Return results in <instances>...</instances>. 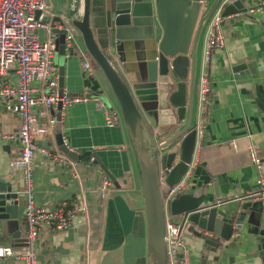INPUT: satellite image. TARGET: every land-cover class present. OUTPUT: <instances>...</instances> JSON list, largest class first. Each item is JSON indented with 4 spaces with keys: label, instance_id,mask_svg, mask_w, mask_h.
<instances>
[{
    "label": "crops",
    "instance_id": "crops-1",
    "mask_svg": "<svg viewBox=\"0 0 264 264\" xmlns=\"http://www.w3.org/2000/svg\"><path fill=\"white\" fill-rule=\"evenodd\" d=\"M71 2L50 0L49 6L59 15L73 7ZM109 6L110 0H92L91 27L101 49L122 76L130 81L136 77L138 64L146 54L142 52L141 41L136 44L126 41L123 46L121 41L111 36ZM258 15L256 18L235 15L225 20L224 47L212 51L207 65L210 93L200 117L198 98L195 104L193 123L196 125L201 118L205 128L197 140L188 172L190 176L184 179V192L199 195L207 188V202H221L220 209L224 210L229 209L232 203L235 204L233 207L246 202L254 204L243 230L233 235V238L238 236L239 240L223 242L218 252L210 253L207 264L260 262L254 250L257 235L264 232V209L260 201L251 199L258 190L259 173L251 163L247 149L251 144L257 145L264 163V16ZM75 36L80 46L77 53L86 52L80 34L76 32ZM199 56L201 66L197 96L203 65L202 45ZM64 57L63 61L59 59V67H65L63 89L71 95L87 96L90 99L63 109L61 123L64 144L78 155L92 152L97 157H87L81 164L74 161L75 167L64 164L63 158L69 157L59 150L54 130L39 142L43 150L38 151L34 159V199L39 206L58 209L64 203L73 207L83 197L87 200L92 198L96 182L86 176L84 169L96 166L100 168L96 171L100 179H110L111 194L103 199L98 239L93 238L88 212L79 213L66 231H41L34 247L37 262L151 264L139 157L118 102L96 65L92 71L85 73L78 60L70 57L69 50ZM238 66L243 67L239 69ZM7 80L17 82L14 69L9 72ZM94 98H101L112 110L119 112V124L115 127L106 125L104 113ZM176 112L172 106L162 104L157 109L153 107L144 112L148 141L151 140L154 147L169 141L187 124L188 112L181 123ZM21 126V119L0 102V131L12 135ZM179 143L180 140L171 147ZM234 144L237 145L236 149ZM20 149L18 142L0 139V190L7 188L13 193L23 192V173L11 166V162L20 157ZM23 202L25 198L21 201L19 218L12 223L9 236L3 242L0 241V246L12 247L15 252L24 247L17 236L25 238L27 230ZM186 245L190 251V263L201 264L202 242L193 232L187 234ZM0 264L27 263L8 258L4 262L0 261Z\"/></svg>",
    "mask_w": 264,
    "mask_h": 264
},
{
    "label": "water",
    "instance_id": "water-1",
    "mask_svg": "<svg viewBox=\"0 0 264 264\" xmlns=\"http://www.w3.org/2000/svg\"><path fill=\"white\" fill-rule=\"evenodd\" d=\"M73 7L53 19V32L67 38L72 28L79 33L85 50L105 76L115 96L123 120L136 147L142 173L143 196L148 221V246L151 264H167L165 248V213L161 176L165 174L168 187L179 185L193 162L198 132L193 123L199 76V48L202 45L205 22L221 0L202 5L201 0H110L109 28L111 36L125 45L126 41H141L146 57L138 64L136 77L128 81L99 46L91 27L92 0H70ZM264 6V0H229L225 17L246 16L249 9ZM204 14L201 15L204 10ZM81 9L83 10L80 13ZM57 26V27H56ZM59 26V27H58ZM76 36L59 46V53L75 51L79 54ZM138 51V50H137ZM238 66L237 68H242ZM60 87H64L65 67H60ZM154 104V105H153ZM160 104L176 109L178 121H188L169 141L154 147L144 138L148 132L144 112L157 109ZM264 110V107H263ZM63 106L56 117V143L59 150L73 161L97 157L92 152L83 155L71 151L62 136ZM194 124V125H193ZM180 140L178 145L173 144ZM104 170L105 168L101 166ZM208 189L199 195L182 192L170 204L173 220L181 222L189 215L193 233L202 242V261L207 264L210 253L220 250L223 242L239 240L254 204L246 202L229 209H220L216 201L207 202ZM216 197L218 193L216 191ZM21 193L0 190V241L11 232L12 223L19 218ZM255 255L264 264V232L257 235Z\"/></svg>",
    "mask_w": 264,
    "mask_h": 264
},
{
    "label": "built area",
    "instance_id": "built-area-1",
    "mask_svg": "<svg viewBox=\"0 0 264 264\" xmlns=\"http://www.w3.org/2000/svg\"><path fill=\"white\" fill-rule=\"evenodd\" d=\"M229 0L217 3L212 14L205 22L203 31L206 30L204 44L203 65L200 71V85L198 89L199 117L204 112L208 101L210 88L208 85L207 65L210 62L212 51L224 47V23L228 17L224 16ZM50 0H0V102L10 108L22 122L21 129L16 134H4L0 131V139H8L21 145L20 157L11 162L14 170L23 173L25 198V220L27 222L26 241L23 249L15 252L12 247L0 246V261L15 258L27 264H38L35 253V243L41 231L52 230L63 232L68 230L73 220L79 213L88 212V200L83 197L69 207L64 203L58 209H48L39 206L34 199L33 164L36 153L43 150L39 142L51 135L56 127V113L59 106L72 105L86 102L87 96L71 95L60 87V67L54 62L57 45L56 34L53 32V19L57 16L49 6ZM202 5L208 4L201 0ZM246 14L254 17L256 14L264 16V6L249 9ZM241 15V14H240ZM239 16V14H238ZM57 27V26H56ZM59 27V26H58ZM45 30L47 39L42 42L39 32ZM76 32L71 31L67 38L74 37ZM203 43V37H202ZM83 67L88 72L95 67L93 60L86 51L79 52ZM12 66V68H11ZM15 70L18 80L11 83L7 80L11 70ZM99 108L103 111L106 125L115 127L119 124L121 115L112 110L101 98H94ZM205 122L200 118L196 123L198 138L202 136ZM237 148V145H233ZM248 155L251 163L259 173L257 181L258 190L251 197L253 201H260L264 209V163L261 150L257 145L248 146ZM66 165L75 167L74 161L63 158ZM190 174L185 176L189 178ZM165 174L161 176L163 190V204L165 213V248L167 264H191L190 251L186 245V236L193 224L189 215H183L181 222H176L170 213V204L176 195L186 190L183 181L174 187L165 184ZM99 196L106 199L111 194V181L104 177L99 189ZM239 198L238 200H243ZM218 205L221 202H217Z\"/></svg>",
    "mask_w": 264,
    "mask_h": 264
},
{
    "label": "trees",
    "instance_id": "trees-1",
    "mask_svg": "<svg viewBox=\"0 0 264 264\" xmlns=\"http://www.w3.org/2000/svg\"><path fill=\"white\" fill-rule=\"evenodd\" d=\"M98 70L103 75L102 71L99 68H98ZM103 78L107 82L104 75H103ZM107 84H108V82H107ZM81 163H82V161L77 162V164H81ZM98 170H100L99 166H96L94 168H85L84 169L86 176L92 177L94 179V181L96 182V186L94 188L93 196H92V198L89 197V199H88V216L90 219L91 230L93 232L92 235H93L94 239H98L99 234H100V232H99V229H100L99 220L101 218V209H102V205H103V199L99 196V192H98L100 187L102 186V180L103 179H100V176L97 175L96 171H98Z\"/></svg>",
    "mask_w": 264,
    "mask_h": 264
},
{
    "label": "rangeland",
    "instance_id": "rangeland-1",
    "mask_svg": "<svg viewBox=\"0 0 264 264\" xmlns=\"http://www.w3.org/2000/svg\"><path fill=\"white\" fill-rule=\"evenodd\" d=\"M210 1H211V0H207L208 3H210ZM204 11H205V8H204V10L202 11L201 15L204 14ZM256 15H257V16H256ZM256 15H255V17H252V18L259 17L258 14H256ZM246 16H248V15L246 14ZM205 33H206V30H205L204 35H203L201 64H202V61H203V58H204V44H205V35H206ZM39 37H40V40H41L42 42H45L46 39H47L46 31L43 30V32L39 33ZM64 42H67V40H66V36H65V35H62V34H56V36H55V43H56V45H57V50H56V52H55V56H54V59H53V60H54V62H55L58 66H59V63H60L59 59H62V61H63L64 58H65L64 55H62L61 57H59V46H60L62 43H64ZM70 57H71L72 59H76V60H78V62L83 66V61L81 60V56H80L79 54L76 55V52H75V51H70ZM200 66H201V65H200ZM11 68H12V66H11ZM83 68H84V67H83ZM84 70H85V69H84ZM86 71H87V70H85V73H86ZM87 72H88V71H87ZM62 90H63V89H62ZM101 97H102V96H101ZM103 98H105V97L103 96ZM22 204L25 205L24 202H23ZM234 205H235V204H234ZM234 205H233V203H232V206H231V207H233ZM193 231H194L193 227L190 228V232H193ZM17 238H18L19 242H21V244H24L25 241H26V238H21L20 236H17Z\"/></svg>",
    "mask_w": 264,
    "mask_h": 264
},
{
    "label": "bare ground",
    "instance_id": "bare-ground-1",
    "mask_svg": "<svg viewBox=\"0 0 264 264\" xmlns=\"http://www.w3.org/2000/svg\"><path fill=\"white\" fill-rule=\"evenodd\" d=\"M143 133H144V138H145V140L148 142V135H147V132H146V130L145 129H143V131H142Z\"/></svg>",
    "mask_w": 264,
    "mask_h": 264
}]
</instances>
